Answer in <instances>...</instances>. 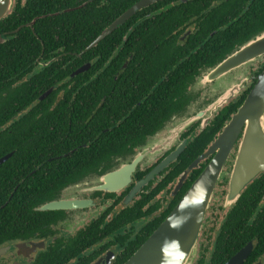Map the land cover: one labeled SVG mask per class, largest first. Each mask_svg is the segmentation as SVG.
<instances>
[{
	"label": "trees",
	"instance_id": "16d2710c",
	"mask_svg": "<svg viewBox=\"0 0 264 264\" xmlns=\"http://www.w3.org/2000/svg\"><path fill=\"white\" fill-rule=\"evenodd\" d=\"M138 1L15 0L9 14L0 20V158L11 153L0 165V246L47 237L55 212L41 211L39 206L74 181L80 175L78 170L85 167L84 161H88V167L97 166L99 160L111 154L142 145L147 135L180 109L176 98L185 95L196 75L264 32V0H159L84 52ZM34 19L32 28L27 24ZM189 29L191 33L181 40ZM54 54L65 55L59 62H71L68 73L93 61L89 71L75 77L74 91L67 93L75 102L69 116L72 130L67 138L58 133L63 114L55 116L44 110L49 114L39 119L28 113L13 120L54 84L48 80L50 70L56 68L48 66L38 73L35 70L39 56ZM109 56L110 63L103 68L102 63ZM263 68L264 62L256 74ZM101 69L83 84L82 79L91 78ZM119 69L121 74L116 79ZM131 71H135V79ZM164 71L167 80H162ZM133 81L137 89L130 91ZM152 85L158 88L154 90ZM249 89L224 106L189 141L170 180L204 153ZM134 95L141 104L132 111ZM147 120L151 124H145ZM67 124L68 120L65 131ZM203 167L204 164L190 173L180 194L161 217L148 222L133 236L129 228L147 214L141 210L146 201L126 208L107 221L103 229L92 226L86 234L63 246H50L43 255V264H67L72 259L76 260L73 264H90L111 246H117L119 252L113 264H123L172 211ZM263 196L264 173L246 187L219 223L209 257L202 249L194 264H224L252 240L255 247L246 264L257 260L264 252ZM102 239L108 242L100 250L82 256L83 251Z\"/></svg>",
	"mask_w": 264,
	"mask_h": 264
},
{
	"label": "flooded vegetation",
	"instance_id": "af4514ba",
	"mask_svg": "<svg viewBox=\"0 0 264 264\" xmlns=\"http://www.w3.org/2000/svg\"><path fill=\"white\" fill-rule=\"evenodd\" d=\"M187 1L188 0L186 1L182 0V2H187ZM14 4H15V0H14ZM190 33H191V29H189L185 33V35L181 36V40L185 39L186 35H189ZM62 56L64 57L65 55L58 56L54 54V55H50V57L39 56L37 63L35 64L36 72L37 73L41 72L44 68H47L48 66H53L56 69L50 70L51 77L48 81H53L54 84L48 87L47 89H45L35 102H32L30 105L24 107L19 113H17V115L14 116L13 120L18 119L28 113L30 115H34L38 119L43 114L46 113L49 114L46 111L52 112L55 116H57L58 113L59 115L63 114L64 120H62V128L59 129L58 133L59 134L64 133V137L67 138L69 137V134L71 133L72 130V129L70 130L71 121L69 119V116H71V114L73 113L74 111L73 107L75 106V102L73 101L72 96L68 97L67 93L70 91H74V88H76L75 87L76 82L74 79L77 75L74 74L76 70L68 73V69L72 68L70 61L67 62L58 61L59 58ZM88 63H90V67L85 72L89 71L93 66V61H87L83 65ZM109 63H110V56L107 60H105L102 63V67L103 68L106 67ZM126 65L127 63H124L123 67H126ZM258 67L253 69L249 78L246 76L245 73L246 71L244 72L241 71L242 73L238 72L236 77H233V75L225 77L227 86H229L228 89L234 87L235 81L241 84L243 88L241 89V92L237 96L232 98L224 106L229 104L231 101H235L242 94H244L245 91L248 90V88H250L249 91L251 90V88L255 84V77L258 75L256 74V72L258 71ZM102 69L98 72H95L93 76H91V78L89 77L86 79H82L83 84L86 85L89 82V80H91L96 74L104 70ZM130 73L133 75L135 79V71H131ZM205 73L206 70H203L200 72V74L196 75L197 77L195 76L196 78H194L195 79L194 82L192 84L190 83L187 90L184 91L185 95L181 99L176 98V100L180 101L178 103V106H181L180 109L176 111L169 119L165 120L163 122V125L160 128H158L153 134L147 135L146 141L142 145L136 146L129 151H124L122 153L120 152L118 154H111L109 158L107 159L104 158L102 160H99L97 166L88 167L87 165L88 161H84V164H86L85 167L84 168L82 167L78 170V174L80 175L76 176L74 181L58 189L57 192L55 193L54 199H52V200L65 199L70 202L76 201L77 202L76 207L68 208V209L52 210L55 212L54 213L55 219H54V223L51 225V230L48 232L47 237H43L41 239L29 240V241L14 242L0 246V248H5V252L0 255V264H43L42 262L43 255L50 246L52 245L63 246L65 242L70 240L72 241L86 234L88 229L91 228L92 226H94V228L99 227L100 229H103L107 221L117 216L126 208L139 205V201H143V202L146 201L145 204H143L141 210L144 214L146 213L147 214L139 218L135 222V224L129 228V231L131 232L132 236L148 222L153 221L157 217H161L169 209V207L172 205V203L180 194L190 173L194 169H198V168L200 169L202 164H204L203 167L204 169L205 166L210 161V159L212 158L211 156L205 160H202L198 168H194L188 173L187 177L185 178V180L183 181L180 187L177 186L179 182V177L188 167L184 169L182 172H180L177 176H175V178L170 180V175L174 172L173 170L175 169V167L179 165L178 159L180 155L183 153L189 141L197 134L202 132L211 123V121L220 112V110L224 107L222 106L221 109L215 112V114L211 118L209 117L210 111L208 110L209 109L208 107L211 106L212 103L216 102V100L222 95L223 90H213V87L208 88L206 86L199 87L197 83H199L198 81L201 79L202 76L203 77L205 76ZM120 74H121V69L116 71L115 78L116 79L119 78ZM26 79L27 78H25L24 80ZM167 79L168 76L164 71L162 73V80H167ZM131 83H133V86L130 87V91H135L137 89V86L134 84V81ZM43 84L45 85L44 82ZM154 85H152V88L156 90L158 86L157 85L154 86ZM215 85L216 84H214V86ZM118 89L120 90L121 88L119 87ZM209 89L213 92L208 91ZM48 91L49 93L42 98V96ZM207 92H210L211 94L209 93V95H207ZM204 93L208 97H203ZM50 95H53L52 98H49ZM131 99L132 102L130 103V107L133 111L136 108V106H139L141 104V102H136L135 95ZM144 99L145 97L142 98V101ZM43 100H45L44 104H40L41 101ZM36 107H39V109L38 108L34 109ZM65 119L68 120V124H67L68 128L66 131H65V125L67 123V120L65 122ZM189 120L190 121L192 120L190 126L187 129H185L184 132L181 133L179 127ZM52 121L53 123H55L57 130L56 118H54ZM133 122L136 123L137 122L136 119H134ZM144 123L151 124V120H147ZM165 131H166V135L169 132H171V136L172 137L175 136L173 140L174 142L173 143L171 142V144H169L170 147H167V149H165L166 146L165 142H159L162 141L165 138V136L156 138L157 133L161 132L163 134V132ZM184 141L187 142L184 145V149L182 153L175 160L169 162L167 166L161 168L160 165L164 161V159L168 155H170L173 151H175L179 146H181V144ZM238 144H239V140L235 143L233 151L230 154V157L224 166L225 169L229 165L230 172L233 167V162L235 160V155L237 153ZM207 149L204 152H206ZM73 150H71V152H73ZM139 155H140L139 162L137 163L135 171L131 174L130 182L126 186H124L122 189L116 192L94 190L93 187L101 183L100 180L105 174L110 173L116 169H119L125 164L131 163ZM228 162H231V164H228ZM150 173H153V176L150 178V180L147 183H145L143 186H141V188L133 196H131V198H129V195L131 194L134 187L141 181L145 180ZM262 174L263 173H261L260 175ZM228 182H229V178H228ZM263 200H264V196H263ZM233 205H231L230 208H232ZM154 206H156V208H154ZM218 228L219 226L216 229H214L212 226L209 229L210 232L208 236L209 239L206 245H202V244L200 245L198 249L197 259L199 258L202 249H206V255L207 257H209L214 246ZM200 236H203V232L200 234ZM106 242H108V240L106 239L100 240L99 243H97L96 245H93L92 247H89L88 249L83 251L82 256L88 257L91 253L94 252V249L100 250L106 244ZM250 242L253 244V249L251 251L252 253L255 247V243L252 240L249 241L246 245H248ZM33 244H38V245H33ZM246 245H244L242 248H244ZM117 249H118L117 246H111L109 249L98 254V256L90 264H94L101 256L105 255L107 251L114 252L115 254L114 261H115L119 253ZM241 249H239L237 252H239ZM236 253H234V255ZM251 253L245 259L243 264L247 263V260L250 257ZM73 263H76L75 259L70 260V262L67 264H73ZM251 264H264V252L263 254L260 255V257L257 258V260H255Z\"/></svg>",
	"mask_w": 264,
	"mask_h": 264
},
{
	"label": "water",
	"instance_id": "95a60500",
	"mask_svg": "<svg viewBox=\"0 0 264 264\" xmlns=\"http://www.w3.org/2000/svg\"><path fill=\"white\" fill-rule=\"evenodd\" d=\"M159 0H140L132 7L120 15L110 24L88 48L95 47L105 37L110 35L119 26L126 23L138 11L149 7ZM186 1V0H184ZM13 0H0V20L6 17L11 8ZM35 20L29 26H33ZM18 30V29H17ZM184 38V37H182ZM0 41L2 39L0 38ZM84 51V52H85ZM264 61V32L248 40L214 67L206 70L205 79L207 82H217L227 76H237L248 65ZM90 67V63L78 68L74 74L85 72ZM227 85V83H226ZM224 87L222 95L214 102L210 108L209 117L221 109L227 102L241 92V84L235 81L231 89ZM49 93H45L46 96ZM194 120V119H193ZM192 120L185 122L179 127L180 132H184L190 126ZM169 132L157 133L156 138L165 136L162 141L167 147L173 143L175 136L169 137ZM239 140L237 153L230 172L228 191L226 194V205H233L237 202L244 189L261 173H264V68L255 77V84L245 97L242 104L231 118L225 123L222 130L209 145L206 152L199 155L188 168L180 175L178 187H180L188 173L194 168H198L201 161L212 156L208 164L193 181L189 189L179 200L172 211L166 216L162 223L153 231L149 238L135 251V253L123 264H191L196 254L197 244L201 234L202 226L206 218L217 183L224 173V166L233 151L235 143ZM184 141L175 151L168 155L161 163L160 167L167 166L169 162L175 160L183 151ZM10 154L0 158V165L5 162ZM140 155L131 163L123 165L101 178V183L94 190L116 192L126 186L131 180V174L135 171ZM159 170V169H157ZM156 170V171H157ZM155 171V172H156ZM153 173L138 183L132 190L129 198L133 196L145 183H147ZM76 201L65 199L52 200L39 206L41 211H52L76 207ZM38 245V244H33ZM253 249L250 242L225 264H243ZM5 252V248H0V255ZM115 254L112 251L101 256L94 264H111Z\"/></svg>",
	"mask_w": 264,
	"mask_h": 264
},
{
	"label": "rangeland",
	"instance_id": "374dc122",
	"mask_svg": "<svg viewBox=\"0 0 264 264\" xmlns=\"http://www.w3.org/2000/svg\"><path fill=\"white\" fill-rule=\"evenodd\" d=\"M13 4H14V0H13ZM13 4H12V6H13ZM260 63H262V62H256V63H254L252 65H248L244 69H242L241 71H243V72L246 71L245 72L246 76L249 78V76L251 75L253 69L258 67ZM198 82L199 83H197V85L199 87L200 86H206L208 88L213 87V90H223L224 91V87L227 86L225 79L219 80V81L214 82V83H212V82L210 83V82L206 81L205 76L204 77L202 76L201 79ZM214 84H216V85L214 86ZM242 88L243 87L241 86V89ZM208 91L213 92L210 89ZM210 92H207V95H209ZM203 97H208V96H206V94L204 93ZM208 108H210V106ZM168 137H170V138L172 137L171 133L168 135ZM228 164H231V162H228ZM229 177H230V166L228 165L224 169V173L221 176V178H220V180H219V182L217 184V187H216V189L214 191L212 200L210 202L209 209H208L207 214H206L205 221L203 223V228H202V231H201V233L203 232V236H200V238H199V241H198V244H197V249H196V254H195L191 264H194L196 259H197V257H198V249H199L200 245L201 244L202 245H206V243H207V241L209 239L208 238L209 233H210L209 229L212 226H213L214 229H216L219 226V223L222 221V219L224 218L225 214L227 213V211L229 210V208L231 206V205H226V194H227V191H228V188H227L228 185L227 184H228V178Z\"/></svg>",
	"mask_w": 264,
	"mask_h": 264
}]
</instances>
